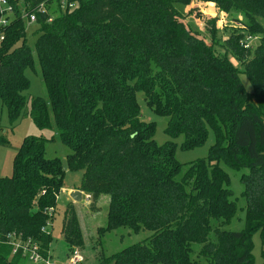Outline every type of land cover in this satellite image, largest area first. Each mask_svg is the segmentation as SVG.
Masks as SVG:
<instances>
[{
	"label": "trees",
	"instance_id": "obj_1",
	"mask_svg": "<svg viewBox=\"0 0 264 264\" xmlns=\"http://www.w3.org/2000/svg\"><path fill=\"white\" fill-rule=\"evenodd\" d=\"M7 1L13 11L5 12L8 23L0 26V98L11 121L30 116L57 134L50 141L57 137L70 149L67 160L83 171L78 189L91 194L93 210L102 194L109 196L100 233L119 227L151 232L100 256L99 264H256L258 232L264 264V0ZM192 2L243 14L245 20L234 17L243 28L208 44L177 7ZM31 14L38 25L33 45L26 39ZM200 16L216 36L217 18ZM248 37H256L257 45L245 47ZM36 63L47 95L27 97L25 72ZM137 94L169 118L166 132L172 139L183 136L184 149L202 145L211 128L216 141L209 155L184 164L175 157L174 140L157 144ZM47 141L26 137L13 174L0 177V264L31 263L13 252L12 233L52 257L48 226L65 171L60 158L47 157ZM222 165L248 170L241 179L242 230L223 229L239 208ZM61 233L68 255L84 246L72 202Z\"/></svg>",
	"mask_w": 264,
	"mask_h": 264
},
{
	"label": "rangeland",
	"instance_id": "obj_2",
	"mask_svg": "<svg viewBox=\"0 0 264 264\" xmlns=\"http://www.w3.org/2000/svg\"><path fill=\"white\" fill-rule=\"evenodd\" d=\"M192 2L190 5L184 6V4H178V9L185 15L183 22L192 29L196 35L204 39L208 44L215 41H221L223 37H227L233 30L243 28L241 23H238L234 17L245 20V16L241 13L231 11L230 13L220 12L216 6L209 4H199ZM203 12L205 19L211 20L217 15L218 23H216L219 29L216 36L211 35L209 27L204 18L200 16ZM224 18V20L222 19ZM38 28L35 22L29 23L27 20L26 27V39L30 45H33L38 37V34L34 31ZM211 29V27H210ZM247 42L250 45H257L258 40L256 37H248ZM216 42V43H218ZM218 48V47H217ZM231 58V57H230ZM231 62L241 68L235 58H231ZM26 76L29 80V87L25 92L27 97L47 95V89L42 81L39 64L36 63L35 68H27ZM242 82L247 90H251V84L245 75H241ZM137 100L140 105V112L142 119L151 122L155 126L154 140L157 144L163 145L169 140H174L175 157L181 163H188L199 158H204L209 155L211 147L215 144L216 136L214 131L209 128L208 135L205 142L192 149H184L182 147L184 138L179 136L172 139L166 132L169 118L154 112L144 99V95L137 94ZM55 135L54 131L48 128H39L34 120L30 116L23 117L14 122L11 121L6 107L3 105L0 98V139L5 140L8 144H0V177H9L13 174V161L17 151V148L21 146L25 138L28 136H41L47 138L46 142V155L49 158H60L62 166L64 168L63 178V192L58 197L54 219L50 222L48 229L51 232V244L50 252L53 257L60 262V264H67V245L62 237V226L64 221V212L67 204L71 201L68 192L73 189H77L80 186V182L83 176L82 170H73L67 160V155L70 153V149L65 146L56 137L51 140ZM224 170L229 176V186L234 192L235 200L238 204V211L235 217H233L229 223L223 226L225 230H242L245 226V205L246 199L243 196V183L242 175L247 173L248 170H236L227 165H222ZM92 200L87 201L83 196V199L76 202L74 205L79 223L82 228L85 244L80 247L75 246V249L81 250V253L85 257V264H99L100 256L110 257L114 253L122 250L125 247L136 244L141 240L148 238L151 235L149 230L133 231L128 227H119L113 230H106L104 233H100L103 227L107 226L108 204L109 196L102 194L97 202L98 210H93L90 206ZM100 228V229H99ZM254 250L253 256L256 264H262L261 257V238L260 233H256L253 238ZM202 247L200 243H193V249L199 251ZM26 264H31L30 262Z\"/></svg>",
	"mask_w": 264,
	"mask_h": 264
},
{
	"label": "built area",
	"instance_id": "obj_3",
	"mask_svg": "<svg viewBox=\"0 0 264 264\" xmlns=\"http://www.w3.org/2000/svg\"><path fill=\"white\" fill-rule=\"evenodd\" d=\"M211 2L207 3L210 5ZM213 4V3H212ZM71 6V4H70ZM213 6H215L213 4ZM13 7L7 0H0V26H5L8 23V16L5 12H12ZM217 18V15L215 16ZM222 19V18H221ZM36 20L35 14H31L29 18V23ZM224 20V18L222 19ZM218 23V18H217ZM5 38L4 32L0 31V42ZM251 46L248 42L245 43V47ZM84 197L89 201L92 197L91 194L85 193ZM54 208H49V211H53ZM8 243L13 246V252L21 251L24 255L28 256L32 264H59L56 259H53L51 256L45 257L39 253V246L35 244L31 239L22 240L17 237L14 233L8 235ZM85 258L83 254L78 250H72L68 255V264H84Z\"/></svg>",
	"mask_w": 264,
	"mask_h": 264
},
{
	"label": "water",
	"instance_id": "obj_4",
	"mask_svg": "<svg viewBox=\"0 0 264 264\" xmlns=\"http://www.w3.org/2000/svg\"><path fill=\"white\" fill-rule=\"evenodd\" d=\"M71 198L75 201H80L82 198V190H74L71 194H70Z\"/></svg>",
	"mask_w": 264,
	"mask_h": 264
},
{
	"label": "crops",
	"instance_id": "obj_5",
	"mask_svg": "<svg viewBox=\"0 0 264 264\" xmlns=\"http://www.w3.org/2000/svg\"><path fill=\"white\" fill-rule=\"evenodd\" d=\"M78 189V188H77ZM77 189H73V190H70L69 192H68V194H69V196H70V194L74 191V190H77ZM64 190L62 189V192H63ZM84 192L82 191V198H81V200L83 199V196H84ZM70 199H71V201L70 202H72L73 204H75L76 202H79V201H75V200H73L72 198H71V196H70ZM68 249H67V251L69 252V247H67ZM68 252H67V254H66V256L68 255ZM50 254H51V252H50ZM52 255V254H51ZM52 257H53V255H52ZM54 258V257H53Z\"/></svg>",
	"mask_w": 264,
	"mask_h": 264
}]
</instances>
